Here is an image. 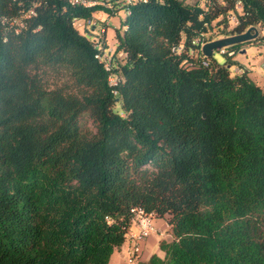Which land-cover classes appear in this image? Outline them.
Instances as JSON below:
<instances>
[{"label":"trees","instance_id":"trees-1","mask_svg":"<svg viewBox=\"0 0 264 264\" xmlns=\"http://www.w3.org/2000/svg\"><path fill=\"white\" fill-rule=\"evenodd\" d=\"M201 1L132 5L108 70L99 7L0 0V264H109L138 208L171 239L136 264H264V89L200 44L264 45V0Z\"/></svg>","mask_w":264,"mask_h":264},{"label":"rangeland","instance_id":"rangeland-1","mask_svg":"<svg viewBox=\"0 0 264 264\" xmlns=\"http://www.w3.org/2000/svg\"><path fill=\"white\" fill-rule=\"evenodd\" d=\"M186 1L190 4H194L196 2H199L200 4H204V2L201 0H186ZM126 16H127V11L125 7L122 6L118 9L117 13L109 17L108 24L98 21L95 27L77 26V29L81 34H84L91 39L104 41L106 51L109 52L111 50L110 53L114 54L118 46V39L116 37V32L117 30H120L121 32L123 31L121 29V25H122V21H124ZM230 19L231 20L229 23V27L228 29H226L228 31L231 30L238 23L236 16H231ZM221 28H215L214 30H212L210 33L206 35V39L215 40L218 38L225 37L226 35H221L222 32ZM258 28L261 34L262 31L260 30V27ZM239 45L241 46V48L238 51H236L235 54L231 56V58H227V56L224 55L220 50H215L213 57L215 58V60H217L220 63H223L226 60L233 62L231 66L232 74L240 73L242 71V69H240L239 66H243V68L248 69L250 76L264 89V57H263L264 45H259L258 43H256L255 39ZM243 49H246L245 53H241ZM112 58L118 60V62L124 63L126 59V54L123 51H119L118 53H115V56L113 55ZM134 221L137 222V226L139 228V221L136 220V218H134L133 222ZM154 227L155 230L152 233H150L147 236V238H149L152 234L158 232V229L156 228L155 225ZM135 235L136 233L133 234L132 238ZM132 238H131L130 246H132L133 243ZM161 238L162 240L171 239V236H169L168 232H165L161 236ZM145 240H142L141 242L143 243ZM128 252L130 254V247ZM157 252L161 256H163L164 254L159 248L157 249ZM138 259H140V256L136 257L133 263L136 264Z\"/></svg>","mask_w":264,"mask_h":264},{"label":"built area","instance_id":"built-area-1","mask_svg":"<svg viewBox=\"0 0 264 264\" xmlns=\"http://www.w3.org/2000/svg\"><path fill=\"white\" fill-rule=\"evenodd\" d=\"M68 4L73 6H80V7H86V8H95L99 7L93 15L89 18H75L74 19V26L77 28V26H92L95 27V25L100 22H104L108 24V19L113 14L117 13L118 9L120 7H125L127 14L130 12V7L138 2H145L147 0H65ZM34 9H29L26 16L30 17L32 15H35ZM22 24V23H21ZM196 42H199L197 39ZM104 41L97 40L96 47L98 48V53L96 54V57L104 62V66L106 69L110 70L112 68V65L114 63V58L112 56L114 54H111L110 51L107 52L105 49V46L103 45ZM201 46L204 43H200ZM176 50V48H175ZM182 50L181 47L177 48V52L180 53ZM222 53H228V55L235 54L234 50H230L228 48H222L220 50ZM115 78L111 77V82H114ZM151 214H147L144 212L142 208H138L136 210V215L134 218L139 221V228L136 233V235L132 238V246H130V256H133V258L140 255L141 249H142V240H145L147 236L152 233L155 230L154 224L150 218Z\"/></svg>","mask_w":264,"mask_h":264},{"label":"crops","instance_id":"crops-1","mask_svg":"<svg viewBox=\"0 0 264 264\" xmlns=\"http://www.w3.org/2000/svg\"><path fill=\"white\" fill-rule=\"evenodd\" d=\"M150 217L151 220L153 221L154 225L158 229V232L152 234L149 238H147L143 243H142V251L140 256V260L146 261L150 258V256L154 253H157V249L159 248V242L162 240L161 236L165 233L168 232L169 236V225L165 218H160L155 215H151ZM138 231V226L137 222L134 221L129 228V231L126 236V240L123 243V245L119 248H117L110 259L109 264H135L133 263L134 260L136 259L133 256H130L128 250L130 247L131 243V238L134 233H137ZM169 240V239H166Z\"/></svg>","mask_w":264,"mask_h":264},{"label":"water","instance_id":"water-1","mask_svg":"<svg viewBox=\"0 0 264 264\" xmlns=\"http://www.w3.org/2000/svg\"><path fill=\"white\" fill-rule=\"evenodd\" d=\"M259 35V28L257 26H251L245 32L228 35L215 40H209L201 46V50L204 56L211 57L213 56L215 50H221L222 48L246 43L248 41L258 38ZM245 52L246 49H243L241 51V53Z\"/></svg>","mask_w":264,"mask_h":264}]
</instances>
